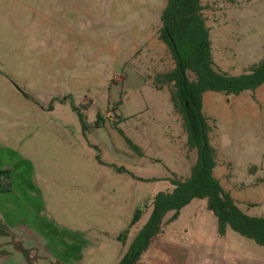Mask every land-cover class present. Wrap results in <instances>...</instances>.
<instances>
[{"label": "rangeland", "instance_id": "rangeland-1", "mask_svg": "<svg viewBox=\"0 0 264 264\" xmlns=\"http://www.w3.org/2000/svg\"><path fill=\"white\" fill-rule=\"evenodd\" d=\"M165 3L0 0V264H117L151 207L133 222L135 210L169 172L189 174L196 151L155 81L174 66L159 39ZM201 3L221 69L264 57V0ZM203 96L215 176L264 216V84ZM163 223L134 264H264L263 246L218 232L204 199Z\"/></svg>", "mask_w": 264, "mask_h": 264}, {"label": "trees", "instance_id": "trees-1", "mask_svg": "<svg viewBox=\"0 0 264 264\" xmlns=\"http://www.w3.org/2000/svg\"><path fill=\"white\" fill-rule=\"evenodd\" d=\"M202 10L201 0H166L160 13L159 39L168 47L174 66L158 74L155 80L161 85H170L171 104L182 118L186 148L196 151V159L186 177L169 172L170 187L158 191L149 203L135 210L133 222L151 207L146 221L117 264H134L152 239L164 232L165 214L171 211L172 218H176L180 210L195 198L206 201L220 234L229 228L264 247V216L247 214L241 202L214 174L217 152L211 144L212 127L203 112L202 100L205 91L226 96L253 93L264 84V57L238 75L221 69L213 58L211 30ZM252 205L249 203L247 207ZM128 232L129 228L118 233L117 240L124 244Z\"/></svg>", "mask_w": 264, "mask_h": 264}, {"label": "crops", "instance_id": "crops-1", "mask_svg": "<svg viewBox=\"0 0 264 264\" xmlns=\"http://www.w3.org/2000/svg\"><path fill=\"white\" fill-rule=\"evenodd\" d=\"M213 58H214V54H213ZM214 61H216L215 60V58H214ZM204 99V96L202 97V100ZM217 167V166H216ZM216 167H215V169H214V173H215V170H216ZM224 186V185H223ZM225 187V186H224ZM226 188V187H225ZM226 189H228V188H226ZM229 190V189H228ZM230 191V190H229ZM233 196V195H232ZM236 199V198H235Z\"/></svg>", "mask_w": 264, "mask_h": 264}]
</instances>
